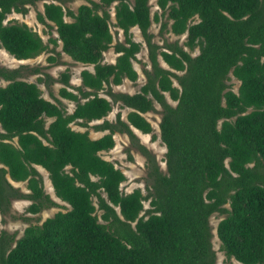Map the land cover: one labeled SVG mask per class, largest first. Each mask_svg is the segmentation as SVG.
Returning <instances> with one entry per match:
<instances>
[{
  "label": "trees",
  "instance_id": "16d2710c",
  "mask_svg": "<svg viewBox=\"0 0 264 264\" xmlns=\"http://www.w3.org/2000/svg\"><path fill=\"white\" fill-rule=\"evenodd\" d=\"M37 1L0 0V46L16 58L48 46L26 22L5 20ZM115 1V25L124 38L113 44L115 61L106 62ZM63 2L44 1L37 17L55 26L51 42L60 40L65 53L93 69L81 70L77 92L66 86L69 73H61L59 94L76 102L67 111L57 96L44 97L37 81L22 78V66L0 64V77L8 80L0 85V214H9L17 198L32 200L30 212L57 204L36 165L70 207L27 225L19 237L0 229V264H216L213 212L225 214L216 225L225 255L264 264V0H156L166 13L162 28L186 33L182 43L161 44L149 31V0H89L76 11ZM133 26L145 40L150 67L138 91H115L111 84L138 77L132 60L141 42L132 38ZM230 72L239 79L237 90L227 83ZM105 87L110 98L99 93ZM117 101L129 108L126 118L118 112L115 120L94 124L108 129L101 136L72 126H88ZM155 102L161 105L165 170L131 127L153 130L143 113L155 110ZM116 131L127 133L147 158L145 193L140 187L123 191L124 172L100 153L113 147ZM25 179L29 191L11 181Z\"/></svg>",
  "mask_w": 264,
  "mask_h": 264
},
{
  "label": "rangeland",
  "instance_id": "374dc122",
  "mask_svg": "<svg viewBox=\"0 0 264 264\" xmlns=\"http://www.w3.org/2000/svg\"><path fill=\"white\" fill-rule=\"evenodd\" d=\"M115 2H113L109 6L110 28L113 33V41L110 47L103 52V61L106 62H111L115 60L118 52L114 50L113 44L117 40H123L124 38L122 29L118 28L115 25ZM80 3H89V0H64L63 5L64 7H69L73 11H75ZM149 3L152 17L149 31L153 34V40L161 44L165 39L168 41L178 39L179 42L182 43L185 40L186 33L176 35L170 31H167L166 28H162V22L166 20V13L162 12V9L157 4L156 0H149ZM42 8V1H37L35 4L29 6V10L26 13L23 14L20 12L12 11L7 15V18L5 20H18L26 22L29 26H31L41 35V37L46 43H48L47 48L34 57L19 59L9 53L5 48L0 46V64L10 68L22 66V78L31 81H37L44 97L54 100L53 95L57 96L61 99L65 109L67 111H71L74 108L76 102L69 98L62 97L59 94L60 87L65 85L60 80L61 73L63 71L69 73V82L66 86L69 89H72L73 91L77 92L76 86L81 84V70L83 68L93 69V65L73 60L67 53L62 50L61 43L59 40L57 44H54L50 41V37H56L57 32L55 30V26H49L38 19L37 12L40 11V9ZM155 13H158L159 19H154ZM65 18L68 20L72 19L73 17L71 15H66ZM48 22L53 24L52 21L48 20ZM130 31L132 34V38L136 41L141 42V48L137 52L136 58L133 59V65L138 72V77L135 80H130L125 77L119 84H111V86L112 89L115 91L133 93L135 91H138L141 84L145 81V74L143 69L150 67V63L147 56V46L140 29L137 26H133L131 27ZM198 51L199 49L198 47H196L192 51V53L195 54ZM50 56H53L54 58L49 59ZM159 61L162 65L167 66L166 62L161 58V56H159ZM34 67H39L40 69L35 70ZM46 74L55 79L48 81V76H46ZM229 75L230 78L227 80V83L229 84L230 88H232L233 90H237L239 86V79H237L231 72L229 73ZM39 76L45 78V80H38ZM7 82L8 80H5L0 77V85H4ZM105 89L106 87L104 89H101L99 93L110 98V95L105 92ZM167 98L170 102L175 103L168 97V94ZM155 105L157 106L155 110H150L146 116L152 124L153 130L151 132H142L137 128H132L137 136L138 142L146 145L155 154V158L160 168L162 170H165L166 164L164 154L166 146L160 138L159 127V121L161 117V113L159 110L161 109V105L158 102H155ZM128 110V107L121 106V103L117 101L112 104L111 110L104 117L89 121L88 126H81L77 123H72V126L81 130L87 129L89 131V135L91 137H95L105 132H108V129L97 130L94 127V124L102 121L103 118L115 120V117L118 112H120L121 117L125 119ZM153 134L155 136H153ZM113 137V147L107 150H101V155L107 159L112 160L114 164L117 167L121 168V170L124 172L126 179H124V181H122L121 183V189L123 191L127 192L131 191L135 187H140L145 193L147 191L146 156L142 152H140L134 142L131 141V138L127 133L116 131L113 134ZM15 139L16 138H14V141ZM36 167L42 174L45 191L49 193V195L57 202V204L43 207L37 212H30L27 209V206L32 201L31 199H14L11 205L10 213L5 216H2L0 214V229H5L9 232H15L16 237H19L23 233V230L27 225L39 224L46 217L53 215L56 211L65 210L70 207V205L66 201L60 199L55 195L47 170L41 165H36ZM11 181L14 185L19 186L22 191H29V189L27 188V179L20 181ZM93 200L94 203L97 205V199L95 196H93ZM146 207H149V199L144 200V208ZM96 213L100 215L101 210L97 209ZM224 215V213L219 212H213L210 215V223L212 225L213 231L212 243L217 253L216 264H243L242 262L236 260L233 257H227L224 251L220 248V240L216 234V225L219 219L222 218ZM98 219L101 222H105V220H103L100 216Z\"/></svg>",
  "mask_w": 264,
  "mask_h": 264
},
{
  "label": "crops",
  "instance_id": "0c3cea01",
  "mask_svg": "<svg viewBox=\"0 0 264 264\" xmlns=\"http://www.w3.org/2000/svg\"><path fill=\"white\" fill-rule=\"evenodd\" d=\"M39 1H42V7H43V2H44V1H49V0H38V2H39ZM55 2H56V0H55ZM57 2H58V1H57ZM115 3H116V2H115ZM80 4H81V3H80ZM30 5H31V4H26V6L28 7V10H29V6H30ZM62 5H63V3H62ZM63 8L65 9L64 5H63ZM70 9H71V8H70ZM76 9H77V8H76ZM28 10H27V11H28ZM27 11H26V12H27ZM75 11H76V10H75ZM15 12H16V11H15ZM26 12H25V13H26ZM40 12H43V8L40 9ZM20 13H22V12H20ZM23 14H24V13H23ZM114 15H115V11H114ZM65 16H66V15H64V18H65ZM72 19H73V18H72ZM72 19H68V20H72ZM65 20H67V19L65 18ZM49 21H50V20H49ZM115 21H116V20H115ZM59 41H60V40H59ZM60 43H61V41H60ZM114 61H115V60H114ZM114 61H111V62H114ZM132 62H133V60H132ZM135 69H136V68H135ZM91 70H92V69H91ZM129 93H130V92H129ZM156 107H157V106L155 105V108H156ZM147 113H149V111H146V112H144L143 114H144L145 116H147ZM146 118L148 119V117H146ZM131 127L135 128V127L132 126V125H131ZM133 128H132V129H133ZM135 129H136V128H135ZM101 135H102V134H101ZM101 135H98V136H101ZM98 136H95V137H98Z\"/></svg>",
  "mask_w": 264,
  "mask_h": 264
}]
</instances>
